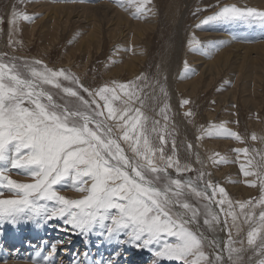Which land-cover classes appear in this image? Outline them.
<instances>
[{"label":"snow or ice","instance_id":"1","mask_svg":"<svg viewBox=\"0 0 264 264\" xmlns=\"http://www.w3.org/2000/svg\"><path fill=\"white\" fill-rule=\"evenodd\" d=\"M117 3L133 9L135 19L155 15L152 0ZM208 11L197 8L193 16ZM38 17L13 7L7 23L15 31L18 21L34 22ZM245 19L264 22V8L218 0L195 27ZM14 43L10 38L9 45ZM187 47L193 52H213L194 33L187 39ZM184 70L193 71L187 61ZM155 86L167 96L160 80L152 85L144 73L134 80L90 87L68 68L0 53V224L59 220L65 231L84 237L95 234L109 245L115 244L116 257L121 255L119 246L131 245L152 249L155 257L178 264H244L245 242L233 239L231 230L239 233L246 223L247 245L264 256V152L247 147L233 150L237 160L244 155L245 162L239 166L243 177L253 178L244 183L260 191L258 198L233 200L225 187L205 178L210 173L181 163L175 139L170 154L166 153L170 105L165 103L160 109L163 126L154 120L149 127L143 111L149 98L145 89L155 90ZM189 104L188 99L180 101L181 107ZM184 116L193 117L194 112L188 109ZM200 133L198 140L205 135L224 136L243 143L226 122L209 123L207 128L200 125ZM153 134L159 143L154 142ZM251 139L257 136L253 134ZM192 148L189 143L187 149ZM208 159L213 164L231 162L219 153ZM196 163H203L199 153ZM13 169L29 181L12 178ZM190 172L195 177L186 175ZM63 187L81 195H63L59 190ZM217 229L228 231L223 245L214 235ZM64 243H51L46 254L37 252L40 259L32 264H55L58 247ZM101 264L118 261L110 254Z\"/></svg>","mask_w":264,"mask_h":264},{"label":"rangeland","instance_id":"2","mask_svg":"<svg viewBox=\"0 0 264 264\" xmlns=\"http://www.w3.org/2000/svg\"><path fill=\"white\" fill-rule=\"evenodd\" d=\"M125 1L127 5V0ZM217 2L218 0H152L151 7L155 15H150L146 19L133 18V9L128 8L125 10L128 19L142 27L141 36L134 49L135 45L131 44L134 29H125V37L120 36L122 33L118 34L119 32L113 35L108 29L109 26L104 23L100 30L90 37L91 44L88 45L87 38L85 44L84 40L79 42V38H83L92 26H87V19L85 20L83 16L79 17L76 11L79 12L82 10V6L88 5L95 7L94 9L98 8L99 15L97 16L99 17L111 16V9H121L117 0H23V3L21 0H0V19L4 21L0 24V53L7 52L10 56L42 59L50 67L68 68L76 73L86 86L90 87H96L112 80L120 82L134 80L141 73L148 76L152 85H155V81L159 79L167 91V96L160 93L159 86H155V90L152 87L145 89L149 98L143 111L149 117V127L152 126L154 120H159L160 126H163L165 121L160 115V109L165 103L170 105V110L167 113L170 117L167 122L170 135L166 133L168 140V144L165 146L166 153L170 154L171 141L175 139L182 164L191 163L193 168L210 173V177L206 176L205 178L225 187L233 200L258 198L259 187H249L244 183L245 179L253 178H245L240 172V163L245 162L243 153L237 160V154L233 150L247 147L250 150L256 149L264 152V140L260 139L264 137V53L256 50L258 43L264 41V38L262 36L254 38L256 41L251 43L257 44L254 47L250 46L249 49H254L249 51V59L247 57L244 66H242L240 62L243 57L241 55H244L243 49L239 51L232 49L229 53L222 50L221 38L218 35V33L224 32L218 25L221 21L213 23L216 26L214 32L210 30V28H214L210 27L213 24L205 25L201 29L195 27L200 18L210 14ZM219 2L236 3L238 6H257L255 0H219ZM54 5L59 7L58 9L72 8L74 13L69 16L70 18H67L65 14H58L55 25H53L55 21L52 22L50 19L48 25L45 26L46 16L49 19L52 15L51 12L49 15H45L47 13L45 10ZM107 5L111 9H106ZM262 5L264 6V0L258 3L259 7L257 8H262ZM13 7L29 15L39 14V17L34 22L18 21L16 30L13 31L7 23ZM197 8L209 11L193 16V12ZM245 20H247V24L253 21ZM259 21L257 20V22ZM10 32L12 33L11 37L9 36ZM193 33L206 47L213 48L211 54L193 52L188 49L187 39ZM10 38L15 42L14 46L9 45ZM126 38L127 40H125ZM258 39L260 40L258 41ZM224 53L230 55L226 65L223 64L226 56ZM237 53L241 55L238 56ZM128 55H133L134 58L137 56V59L134 60L137 62L134 74L127 73L129 68L127 69L123 64L125 60L123 58L129 57ZM172 55L174 58H178L179 66L174 64L175 59L172 58ZM139 59L141 60L139 61ZM185 61L188 62L192 72H185ZM207 62H217L221 67L218 64L219 69L214 67L215 71L212 68L208 71L206 68L205 72L201 69ZM170 66L175 69L171 71ZM200 72L202 73L200 74ZM185 74H188L189 78V80L185 78V81H190L196 76L199 78L194 87L186 84L187 86L181 88L183 85H180L178 81L180 76ZM183 99H188L190 104L181 107L180 101ZM188 109L194 112L193 117L184 116V112ZM221 122H226L229 129L237 132L243 138V143L224 136L209 137L205 135L202 139H197V136L201 134L200 125L207 128L209 123L220 124ZM253 134L257 136L256 140L251 139ZM152 139L159 143L155 134ZM121 143L123 145L122 141ZM189 143L193 145L191 151L187 149ZM123 146L126 147V145ZM196 153H199L203 163H196ZM215 153L226 156L231 162L213 164L208 157ZM169 171L175 176L174 170L170 169ZM11 175L12 178L19 181H29V178L17 170H11ZM186 175L195 177L196 173L190 172ZM59 190L61 194L70 198H79L81 195L70 187H63ZM4 193L5 197L10 195L6 190ZM221 215L223 216V214ZM229 224H231L230 219ZM64 228L62 221L59 220L47 223L21 221L16 225L0 224V264L39 261L40 257L36 255L37 252L42 255L46 254L48 245L62 240L65 243L58 247L55 264H79L81 260L85 264H101V261L109 259L110 254L113 260L118 261V264H178L175 261L155 257L152 249L136 248L131 245L119 246L121 255L116 257L112 253L113 248L117 247L115 244L109 245L95 234L84 237L75 232L65 231ZM248 230L249 225L246 223L241 225L239 233L235 228H232V237L237 241L244 240L245 242L244 264H259L260 260H264V256L258 255L252 247L247 245ZM214 235L221 245L228 240V231L226 230L217 229ZM27 239L30 240V243L26 242ZM69 240L71 243H67ZM260 242L258 237L257 244ZM221 250L217 249L218 252ZM84 252L88 253L87 257L82 255ZM227 256L225 251L226 261Z\"/></svg>","mask_w":264,"mask_h":264},{"label":"bare ground","instance_id":"3","mask_svg":"<svg viewBox=\"0 0 264 264\" xmlns=\"http://www.w3.org/2000/svg\"><path fill=\"white\" fill-rule=\"evenodd\" d=\"M247 1V0H246ZM124 4L126 5V1L123 0ZM259 2H263V0H255V7H259L258 6V3ZM103 4H106V3H103ZM242 4V3H241ZM263 4V3H261ZM100 5V4H99ZM109 5V4H108ZM107 5L106 9L109 8L111 9L109 6ZM58 6V5H57ZM76 6V5H75ZM98 6V5H97ZM103 6V5H102ZM47 7V6H46ZM121 9H111L110 11H112V15L111 16H102V17H99L97 15H99L98 13V8L94 9L93 7L91 6H88V5H84L82 6V10H80L79 12L76 11V14L80 17V16H83L85 18V20L88 22L87 23V26L89 25L90 27L92 26V28L89 30V32L82 38H79V42H83L84 40V44H85V39L87 38V42H88V45L91 44V38L90 37H93L101 28V25H103L102 23L106 24V26H109L108 29L110 30L111 34L115 35L116 32H119L118 34L122 33L120 36H126L124 30L125 29H134L135 32H134V36L131 38V44L132 46L135 45L134 49L137 47V43H138V39L140 38V34H141V31H142V27L139 26L140 24L136 23L135 21L131 20V19H128V15L125 14V8L126 7H122L120 6ZM262 8L264 7L263 5L261 6ZM42 8V7H41ZM59 7H56L55 5L54 6H49L46 8L45 12H47L45 15H49V13L51 12V16L50 18L48 19V16H46L44 22H45V26L48 25L49 23V20L51 19L53 23V25L56 24V21L58 19V14H65V16L68 18L69 16H71L72 13H74L73 9L72 8H69V9H58ZM64 8V7H63ZM93 8V9H92ZM101 10V9H100ZM101 12V11H100ZM91 13V14H90ZM98 13V14H97ZM110 13V12H109ZM70 18V17H69ZM60 19V18H59ZM145 24V23H144ZM143 25V23H142ZM219 26H221V29L224 31L222 33H218L219 37L221 38V45L223 46L222 50L226 51V52H230L232 49L235 50V51H239V50H242L243 49V53L244 55H241V54H238L237 55H241L243 56L242 57V61L240 62L242 66H244V62H245V59L248 57V54H249V51L254 49H249L251 48L250 46H252L253 44L251 42L253 41H256L254 38L256 37H263L264 38V22L261 23L260 21L257 22V20H253V21H250V23L247 24V20H233V21H221V23H218ZM210 27H214L213 29L210 28V30H212V32H214L213 30L215 29V25L213 24V26H210ZM122 28V29H121ZM127 29V30H128ZM211 32V31H210ZM214 34V33H213ZM117 35V34H116ZM144 35V34H143ZM98 36V35H97ZM96 37V36H95ZM99 37V36H98ZM96 39V38H94ZM93 39V40H94ZM123 39V38H122ZM257 39V38H256ZM127 40V38L125 39ZM130 40V39H129ZM260 39H258L259 41ZM249 42V43H248ZM134 43V44H133ZM261 43V44H259ZM258 43V47L256 48V50H258V52H262L264 53V41L262 42H259ZM257 44V43H254V45ZM219 45V44H218ZM253 45V47H254ZM216 46V45H215ZM218 47V46H217ZM221 48V47H220ZM256 52V51H255ZM134 53V52H133ZM228 53H224L226 56L224 57V62L223 64L226 65V63L228 62L229 60V54ZM242 53V52H241ZM174 54V53H173ZM203 54V53H202ZM215 54V53H214ZM217 54V53H216ZM220 54V53H219ZM258 54V53H257ZM261 54V53H260ZM141 55V54H140ZM223 55V54H222ZM233 55V54H232ZM231 55V57H232ZM235 55V56H237ZM251 55V54H250ZM259 55V54H258ZM129 56V55H128ZM173 56V55H172ZM218 56V55H217ZM221 56V55H219ZM234 56V55H233ZM262 56V54H261ZM135 56L131 55L129 57H124L123 59L124 60V65L125 67H127L128 71L127 73H135V70H136V64L137 62H135L134 60L137 59V56L136 58H134ZM222 57V56H221ZM256 57V56H255ZM259 58V56H257ZM174 58V56L172 57ZM238 58V57H237ZM236 58V59H237ZM142 59V58H141ZM139 59V61L141 60ZM174 64L176 63L177 66H179V62H177L178 58H174ZM219 59V58H218ZM249 59V57H248ZM255 59V58H254ZM240 60V59H239ZM252 60V59H251ZM250 60V61H251ZM138 61V62H139ZM172 61V60H171ZM223 61V60H222ZM257 61V60H256ZM234 62V61H233ZM173 63V62H172ZM230 63V62H229ZM248 63V62H247ZM253 63V62H252ZM261 63V62H260ZM219 63H211V62H207L205 63V65L203 66V68L200 69L201 70H204L205 72L207 71L206 68H208V71H210V69H214V67H217ZM123 65V66H124ZM170 65V64H169ZM174 65V66H176ZM200 65V64H199ZM220 65V64H219ZM239 65V64H238ZM252 65V64H251ZM176 66V67H177ZM181 66V65H180ZM254 66V65H253ZM259 66V65H257ZM256 66V67H257ZM221 67V65H220ZM124 68V67H123ZM179 68V67H178ZM218 68V67H217ZM261 68V67H260ZM122 69V68H121ZM125 69V68H124ZM123 69V70H124ZM170 69L171 71L173 69H175L173 66H170ZM180 69V68H179ZM206 69V70H205ZM219 69V68H218ZM222 69V68H221ZM242 69V68H241ZM177 70V69H176ZM257 70V69H256ZM215 71V69H214ZM213 71V72H214ZM219 71V70H218ZM202 72H200L201 74ZM243 73V72H242ZM177 74V73H176ZM179 74V73H178ZM182 74V73H181ZM175 75V74H174ZM188 74H185V75H182L180 76V80L178 81L180 83V85H183L181 88H183L186 84L188 85H191V86H195L196 85V82H197V79H199L197 76V78H193L192 80L188 81L189 78L187 76ZM203 77V76H202ZM185 78H188V83H186L187 81H185L184 79ZM185 81V83H183ZM187 86V85H186ZM190 86V87H191ZM176 87V86H175ZM186 88V87H185ZM214 175H216L215 173H213ZM214 179V178H213ZM226 185V184H225ZM235 190V189H234ZM41 234V233H40ZM39 237V236H38ZM31 238V237H30ZM30 241V240H29ZM28 241V239L26 240V242L30 243ZM120 249V248H119ZM20 250V249H19ZM113 253V251H112ZM14 262V261H13ZM8 264H32V260L30 262H15V263H8Z\"/></svg>","mask_w":264,"mask_h":264}]
</instances>
